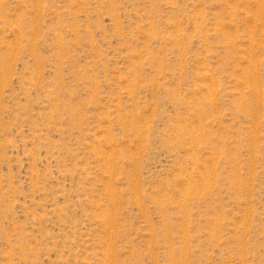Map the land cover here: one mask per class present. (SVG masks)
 Instances as JSON below:
<instances>
[{"label": "rangeland", "instance_id": "374dc122", "mask_svg": "<svg viewBox=\"0 0 264 264\" xmlns=\"http://www.w3.org/2000/svg\"><path fill=\"white\" fill-rule=\"evenodd\" d=\"M0 264H264V0H0Z\"/></svg>", "mask_w": 264, "mask_h": 264}]
</instances>
